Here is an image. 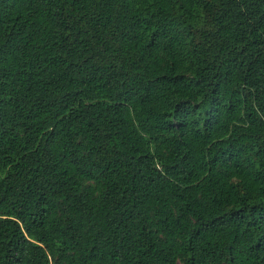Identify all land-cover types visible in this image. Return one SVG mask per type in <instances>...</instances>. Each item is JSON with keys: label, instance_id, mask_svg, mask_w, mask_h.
<instances>
[{"label": "trees", "instance_id": "1", "mask_svg": "<svg viewBox=\"0 0 264 264\" xmlns=\"http://www.w3.org/2000/svg\"><path fill=\"white\" fill-rule=\"evenodd\" d=\"M0 264H264V0H0Z\"/></svg>", "mask_w": 264, "mask_h": 264}]
</instances>
